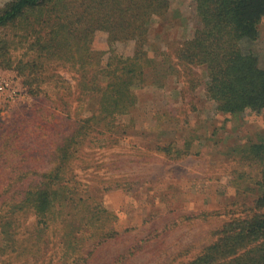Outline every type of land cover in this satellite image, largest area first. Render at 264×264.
Returning <instances> with one entry per match:
<instances>
[{"label":"rangeland","instance_id":"374dc122","mask_svg":"<svg viewBox=\"0 0 264 264\" xmlns=\"http://www.w3.org/2000/svg\"><path fill=\"white\" fill-rule=\"evenodd\" d=\"M8 1L0 0V7ZM35 16L46 39L47 24L57 15L42 11L30 20ZM95 16L99 27L88 45L99 68L113 53L132 56L143 40V60H150L142 66L144 82L131 87L135 106L101 131L93 122L86 132L77 130L78 120L97 113V94L80 96L74 90L68 96L48 83L45 97L28 93L17 64L35 55L25 41L15 40L24 33L25 18L14 30L0 31V47L13 61L0 66V75L21 86L18 99L0 98V141H6L0 195L19 196L21 182L51 178L59 170L51 179L76 196L75 205L50 212L43 229L31 214L4 212V220L16 217L17 224L7 245L0 228V264H183L214 241L227 221L255 211L264 171V151L257 148L264 144V111H217L206 96L205 65H176L175 73H166L164 60L199 26L194 1L168 0L165 12L138 21L136 39L125 38V23L111 6L100 5ZM259 33L251 48L264 69V18ZM36 61L59 76L54 81L77 83L79 61ZM62 96L66 111L59 104ZM8 178L14 179L10 190Z\"/></svg>","mask_w":264,"mask_h":264},{"label":"trees","instance_id":"16d2710c","mask_svg":"<svg viewBox=\"0 0 264 264\" xmlns=\"http://www.w3.org/2000/svg\"><path fill=\"white\" fill-rule=\"evenodd\" d=\"M193 1L199 26L190 38L175 48L173 57L164 60L168 65L166 73H175L176 65H205L208 72L206 96L215 102L217 111L228 114H242L246 110L264 111V69L251 48L260 35L264 0ZM99 4L111 6V10L125 23L122 29L126 31L125 38L134 39L140 25L138 21L145 23L153 15L165 12L168 0H9L0 7V31L7 28L14 30L18 22L25 18V23L20 26L24 33L14 37L15 40L25 41L27 51L35 55L34 60H20L17 64L22 84L32 97L41 98L48 94L45 83L56 93L64 89L68 96L74 94V90L80 96L98 95L94 110L97 113L77 121V130L82 133L86 132L90 122L95 123L99 131L111 129L117 115L126 114L135 106L136 95L131 87L135 82H144L142 66L150 62L143 60V40L132 56L113 53L106 67L99 68L96 53L88 45L99 27L95 16ZM42 11L57 15L55 23L47 24L50 30L46 32V39L40 36L43 28H37L40 21L36 16L32 17L34 20L29 17ZM27 14L30 15L25 17ZM122 36L115 34V37ZM5 44L6 41L3 42L4 47ZM8 54L6 48L0 47V66L12 65ZM43 57L46 61H79L80 66L74 70L78 74L75 86L54 81L59 76L48 74L43 64L40 62L38 65L36 61V58ZM47 80L52 82H45ZM58 99L66 111L69 107L66 98L62 96ZM11 134L5 133L6 136ZM5 144L6 141H0V158L4 157L1 149ZM257 148L262 153L264 144H258ZM59 172L57 170L52 175L57 177ZM51 178L21 182L17 187L19 196L0 195V228L6 245L14 241L17 221L16 217L4 220L5 213L31 214L35 217V225L43 229L47 226L50 212L75 205L76 196L65 191L69 187ZM7 181L10 190L14 187V179L8 178ZM54 185L56 188H53ZM259 186L261 193L254 202L255 211L227 221L214 233V241L183 264H264V171Z\"/></svg>","mask_w":264,"mask_h":264},{"label":"built area","instance_id":"2783aa9c","mask_svg":"<svg viewBox=\"0 0 264 264\" xmlns=\"http://www.w3.org/2000/svg\"><path fill=\"white\" fill-rule=\"evenodd\" d=\"M21 95V86L19 81L11 76L0 75V98L7 100L18 99Z\"/></svg>","mask_w":264,"mask_h":264}]
</instances>
